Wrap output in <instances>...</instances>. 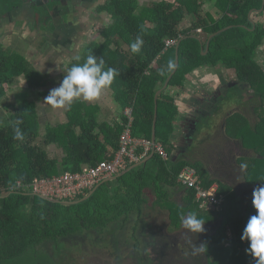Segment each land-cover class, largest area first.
<instances>
[{"label":"trees","instance_id":"trees-1","mask_svg":"<svg viewBox=\"0 0 264 264\" xmlns=\"http://www.w3.org/2000/svg\"><path fill=\"white\" fill-rule=\"evenodd\" d=\"M129 1L132 4L128 5ZM211 4L212 0L154 2L147 15L154 25L146 29L143 27L146 15L140 17L134 14L139 6L138 0H108V4L102 9L108 11L115 20L103 32L107 45L102 48L94 45L85 57L95 55L104 60L105 70H116L117 74L110 86L114 97L122 110L133 108L134 136L150 140L155 118V96L176 65V48L163 53L167 39L181 41L180 65L168 89H183L186 76L200 67L218 64L225 66L234 73L232 83L242 85L243 94L238 95L232 90L236 97L232 103L223 101L216 105L218 109L222 108V117L225 118V135L220 142L217 141L218 156L223 154L220 146L232 141H236L242 151L249 150L252 155H245L234 161L231 158L218 160L216 165L226 163L222 171L224 174L212 175L203 160H179L173 163L164 161L156 154L146 165L101 185L85 202L73 205L55 203L32 193L29 186L34 179L59 176L63 172L81 173L87 166L94 167L103 161L114 159L119 150L124 125L114 128L107 124L101 125L92 115L87 122L82 119L70 126L48 129L46 138L40 141L37 104L27 100L26 93L20 94L22 100L15 96L12 99L14 103L6 104L1 110L5 114L0 116V264H21L30 253L44 254L54 264L56 251L64 248L63 254L67 255L65 252L68 246H76L79 250L80 245V250L84 249L85 252L88 239L93 241L88 246L89 251L109 247L105 240L114 236L103 235L107 225L122 223L124 227L133 213H138L142 219L143 208L149 204L146 196L149 190L154 191L158 197L154 206L163 199L170 201V194L165 187L182 188L177 177L186 166L198 171L206 189L215 183L219 185V193L225 195V207L221 211L200 209L196 203L195 191L186 190L183 195L186 206L176 208L175 204L172 206L168 203L167 208L162 209L170 210L172 225L179 227L187 212L195 213L205 222L201 233L205 235L208 226H213L214 222L221 219L216 223L218 234L204 236L208 264H217L219 261L221 264H256L255 258L247 251L249 243L241 239L249 218L256 214L253 197L246 202L238 186L252 187L246 188L245 192H252L253 196L254 190L264 185V66L258 60L259 54L264 51V10L260 11L263 0H218L213 5L219 7L223 15L217 21L209 11ZM251 11L254 12L249 17ZM192 15L195 20L190 19ZM229 26H233L232 29L220 33ZM199 29L205 37L216 34L206 55L203 52L206 51L207 40L197 33ZM116 35L124 41L130 38L131 44L137 38L143 41L137 54L134 52L135 59L129 64L125 53L109 49L114 43L111 38ZM195 37H199L201 43ZM191 44H195L194 47ZM5 49L0 44V106H4L2 102L8 99L9 91L17 89L19 78L22 77L29 89L39 96H45L48 92L40 90L47 84L43 77L28 66L25 58L22 59L19 55L14 57L15 54H8ZM83 61L84 59L79 62ZM169 61L174 63L170 70ZM148 71L150 72L147 73ZM162 71L164 75L160 74ZM215 109L216 107L208 109L210 115ZM157 110V140L172 157L175 147L170 142V137L174 133L179 107L168 91L159 96ZM73 115L70 114L71 120L75 118ZM125 119L122 114V123ZM208 125L211 127V123ZM74 126H79L82 134L75 136ZM17 128L21 133L20 139L16 138ZM101 136L103 139L100 140ZM51 144L65 148L67 154L61 163L44 149L45 145ZM107 145L111 146L110 153ZM237 170L239 178L236 176ZM221 176H225L227 182L229 179L233 181L235 176L237 180L233 182L240 183L232 188L221 180L224 178ZM19 182L22 186L18 185ZM83 198L79 196L73 201ZM122 217L123 220L120 221ZM142 223L145 226L146 220ZM137 228L138 226L134 228L135 234ZM231 228L234 233L229 238L227 232ZM102 235L104 238H101Z\"/></svg>","mask_w":264,"mask_h":264},{"label":"crops","instance_id":"crops-1","mask_svg":"<svg viewBox=\"0 0 264 264\" xmlns=\"http://www.w3.org/2000/svg\"><path fill=\"white\" fill-rule=\"evenodd\" d=\"M146 1L149 2V0ZM213 4L215 3L213 2ZM213 4H211L212 7L209 9L210 12L215 9ZM55 5L58 6L53 16L46 19L47 21L45 23L42 22V20H44L43 17L38 15L37 12L34 16L30 8H19V10H15L9 14L0 10V44L4 48H14V51H18L25 55V61L29 66L47 82L46 87L40 88V90L48 93L52 89L59 87L67 71L74 64L85 59L89 49L94 45H98L101 48L107 45V38L103 35V31L99 27V25H106L109 18L105 12H99L103 10L101 8L105 5V0H65L63 9L60 8L61 5L59 3L56 2ZM69 13H71L70 17ZM222 15L223 13L218 18H215V16L212 18L217 21L221 19ZM232 27L233 26L226 27L222 29L220 33L230 30ZM215 36L216 34L205 37L202 33V37L207 40L206 51L203 52L204 55L207 54L210 42ZM109 47L110 50H119V52L125 53V47L122 48L118 42H114ZM131 48V46H128L127 50L130 49V51L133 52ZM131 61L132 59L130 62ZM154 63L153 68L155 67ZM221 66L222 67H220V64L217 66L206 65L193 70L186 76L183 89L170 88L166 90L169 95L176 100V104L179 107V115L175 122L174 133L170 137V142L175 147V151L172 155L173 163L179 160H201L200 158H193V154H191L195 151L193 150L195 149V141H197L198 144L196 145H198L199 148L204 146L201 145L203 140L208 139L211 141L210 144H212L214 141H212L211 138L217 137V135H225L223 131L225 118L221 117L222 114L216 115L218 112L217 109L214 110L212 115H210L208 109L205 113H202V106L210 99H206L208 94L212 95V93L219 89H225L226 94L218 99L219 102L225 101L226 97L229 95V90L231 88L228 85L232 83L234 75L229 79H224L223 76H227V74L233 72L228 70L225 66ZM149 72L150 71L147 73ZM18 83L19 86L15 89L17 93L14 92L13 95H11V93L8 94V99L3 100L2 104H4V107L6 104H12L14 103L12 99H14L15 96L26 93L27 100L37 104V114L41 133L40 141L46 138L48 129H57L65 125L70 126L71 123L75 124L77 121H82V119L87 122L88 118L92 115L95 116L96 122L101 125L107 124L111 128L122 125L123 110L116 101L111 87L93 101L80 100L66 108H53L50 105H44L45 97L48 96V93L46 95L44 94L45 96H39V94H36L28 88L29 86L23 77L19 79ZM204 89L209 92H206ZM194 90L195 92H193ZM238 95H240V93H238ZM219 102L216 103V105L219 104ZM214 106L215 105H212L210 108ZM71 113L74 114L73 116L76 119H70ZM1 114L4 115L5 111L0 110V116ZM79 118H81V120H77ZM210 123L211 127L208 125ZM202 125H207L208 128L204 130ZM73 131L75 136L82 134V129L79 126H74ZM200 132H204V134L196 137ZM205 132L209 134L210 138L205 137ZM101 139H103V136L100 137V140ZM232 142L240 148L236 141ZM44 147V149L50 153L49 155L53 159L58 160L59 163L63 161V157L67 154L62 145L51 144L45 145ZM110 147L111 146L108 147V150ZM108 153H110V150ZM205 162L207 163V161ZM142 165L146 164L142 163L138 165V167ZM134 166L136 165H129L120 173L129 170L132 171L135 169H132ZM208 171L210 174H213L212 170L209 168ZM236 174V176L239 175L238 170ZM107 179H111V177ZM114 180L115 179L108 181ZM248 188L252 189V187ZM178 189L183 196V190L180 188ZM149 191H147L146 196L150 203L151 198L149 197ZM152 202L154 201H151V203ZM147 206L148 205L145 207ZM152 207H155L153 203ZM160 212L163 211L161 210Z\"/></svg>","mask_w":264,"mask_h":264},{"label":"rangeland","instance_id":"rangeland-1","mask_svg":"<svg viewBox=\"0 0 264 264\" xmlns=\"http://www.w3.org/2000/svg\"><path fill=\"white\" fill-rule=\"evenodd\" d=\"M140 1V2H139ZM145 3L143 4L142 3ZM215 4L217 3L218 0H212ZM138 4L139 5H142V6H138L137 10L135 11V15L136 16H143L144 14L146 15L145 17V24H144V28L146 29H149L151 26H153L154 24L152 22H150V20H148L147 18V15H149V11L150 9L152 8L151 4L154 3V2H157V1H151L149 0V2H147L146 0H138ZM57 3H59L61 6H65L63 5L64 1L61 2V1H57ZM132 4L131 1L128 2V5ZM263 5V4H262ZM141 7V8H140ZM261 9H264V7L262 6ZM51 10L52 8L51 7H48V8H40V11L42 12L43 14V19L42 22L45 23L48 19L51 17ZM69 12H70V9H69ZM211 13L213 14V16H215V18H218L221 14H222V11L220 10L219 7H216L215 6V9H213L211 11ZM68 14V12H67ZM66 14V15H67ZM250 15V13H249ZM248 15V16H249ZM71 16V13H69V17ZM109 18H108V22L106 23V25H99L100 29L104 32L105 30H108V28L110 26H112L114 24V20H115V17H113L112 15L108 14ZM251 17V16H249ZM191 20H195L196 18H194V16L192 15ZM53 22V20H52ZM200 32H202V30H200ZM198 33V32H197ZM198 34H201L202 33H198ZM202 37V36H201ZM197 38V41L198 43H201L200 41V38L199 37H195ZM203 38V37H202ZM111 40L113 42H118L122 48L125 47V49L127 50L128 49V46H131L132 44V41L130 40V38L127 40H122L121 37H119L118 35H116L115 37L111 38ZM125 44H124V42ZM128 45V46H127ZM195 44H191L192 47H194ZM5 49V48H4ZM125 55H127V64L130 63V60L131 59H135L134 57V52H131L130 49L129 50H125ZM7 51L8 54H12L14 55V57H16L17 55H19L20 58L24 59L25 55L18 52V51H14V48H6L5 49ZM136 54H137V51H136ZM20 59V61L22 60ZM258 60L259 62L264 66V51L262 53L259 54L258 56ZM81 63V62H79ZM29 66V65H28ZM30 67V66H29ZM220 67H222L220 65ZM222 71V70H221ZM234 74L233 73H229L227 74V76H223L224 79L226 78H231ZM42 77V76H40ZM20 79V78H19ZM174 89V88H173ZM206 91V89H204ZM233 88H231L229 90V95L226 97V102L228 103H232L234 100H235V95H234V92L232 91ZM17 93L16 90H13V91H9V94L11 93V95H13V93ZM195 92V90L193 91ZM203 92V91H201ZM207 92V91H206ZM238 92L240 93V95L243 94V89H242V85H239V88H238ZM18 99H21L20 95H18ZM210 98V99H209ZM212 98L213 96H210V97H206V99H209L211 100L210 103L212 105H215L214 107H216V103L219 102L218 99L222 98L221 96H218L216 101L213 102L212 101ZM26 99H27V96H26ZM22 100V99H21ZM224 101V102H225ZM209 102V101H208ZM21 103L23 104V101H21ZM208 103V104H210ZM228 103H226V106L228 105ZM3 105L0 106V110L3 109ZM218 110V112L216 113L217 114H222V108L221 109H218V106L216 108ZM215 109V110H216ZM223 116V114L221 115V117ZM1 118V117H0ZM252 119H255V117H252ZM257 119V118H256ZM1 123V122H0ZM202 128L205 130L207 129V125H202ZM204 132H200L199 134L196 135V137H199L201 135H203ZM205 137L206 138H210L209 137V134L207 132H205ZM223 137V135H217V137H213L211 138L212 141H214L212 144H210V140L208 139H205L201 142V145H204L203 147H199L198 148V144L197 141H195V150L192 155L193 158H200L201 160L203 161H207V163L205 162V166L208 170V168L210 170H212L213 174L212 175H216V174H224L222 173V171L225 169V164L224 165H216L215 162L218 161V160H221V161H225L227 160L228 158H231L235 160L243 157V156H247V155H252V153L249 151V150H244L243 152L241 151V149L235 145V143H228V144H222L220 146V151L223 153L221 156H218V150L216 148H218V142H220L219 140H221ZM198 148V149H197ZM197 149V150H196ZM211 160V161H210ZM209 161V162H208ZM234 174H235V171H234ZM217 177L219 178V175H217ZM221 177H224L222 178L221 180L223 182H225V184H229V186H231L232 188H236V186L240 183L239 181H237L236 183H234L237 178H239V176H237V178L234 176L233 177V181L232 179H229V181L227 182L225 176H221ZM167 188L169 194H170V201L169 199H163L162 201L160 202H156V206L155 207H152V203L154 204V202L158 199L157 195L155 194L154 191H149L150 195L149 197L151 198L150 199V203L148 204L147 207H144L143 211H144V215L141 219L140 215H138V213H133L131 214V216H129V219L126 221L124 227H123V224L121 223L120 225L119 224H109L107 225V229H105L104 231V234L103 235H107V237L110 236H114L113 239H107V242L109 243V247L108 246H104L103 248H97V252L95 254V263L97 264H106V263H109V264H112V257L109 256V252H114L113 250H115L117 247L115 245H117V243H119L121 240V243L123 242V247L125 248V251H128L129 252V255H131L132 252H134V243L136 242V238H138L139 234H138V230L141 229V223L143 222V220H147L149 223H150V226L154 227L153 229L154 230H158V227H155V226H162L160 227V232H163L164 229H165V234L168 233V235L170 236H173L175 235V233H180V230H182L184 228L183 226V223H182V220H181V225L179 227L177 226H174L172 225V221H171V217H170V210H162L163 208H167L166 206L168 205H174V207H184L186 206V204H184L183 200H182V194L181 192L179 191L178 188H169V187H165ZM248 188L247 186H244L243 188H241L240 186H238V190L241 191L243 193V197H244V200L247 202L248 200H250L253 196H252V192L251 193H246L245 192V189ZM152 192V193H151ZM152 194V195H151ZM151 201H154L151 203ZM154 206V205H153ZM161 209L163 212H160ZM170 209V208H169ZM185 210V209H184ZM91 211L93 212V208H91ZM159 213V214H158ZM189 214V212H187V215ZM175 215V213L173 214V216ZM185 215V217L187 216ZM126 217L128 218V215H126ZM123 220V217L121 218L120 221ZM221 219H218L216 222L213 223V226L210 225V227L208 226V232L207 234H205L204 236H210V235H216L218 234V231H219V228L216 227V223H218ZM166 224L168 225L166 227ZM135 226H138V230L135 231L136 234L134 233V228ZM148 224H145V227H147ZM151 229V228H150ZM185 228L182 230L184 231ZM187 230V229H186ZM244 230V229H243ZM170 232V233H169ZM110 233H113V235H111ZM230 235L229 238H232V234L234 233L233 232V229L231 228V231L228 232ZM103 235L101 236V238H104ZM87 239V238H86ZM89 243L88 244H85L86 247L85 248V252H80V248L81 246L79 245V250L76 248V246H68L67 249H66V252L65 254L67 255H64L63 254V250L64 248H61L60 251H56L55 252V255H56V260H55V263L54 264H69L70 260H71V255H75L77 257V259L81 260L79 262H75L73 261L71 264H82L84 260H82V258L86 257V255H89L90 256V251H86V250H89L90 247L89 244H91L92 239H88ZM113 242L114 244L110 243V242ZM82 254H80V253ZM86 252H88L86 254ZM77 254H80V256H77ZM26 258L23 259L21 261V264H51L53 263V260L46 257V255L44 254H38V253H30L28 254L27 256H25ZM75 258V257H74ZM114 264V262H113ZM217 264H221V261H219Z\"/></svg>","mask_w":264,"mask_h":264},{"label":"built area","instance_id":"built-area-1","mask_svg":"<svg viewBox=\"0 0 264 264\" xmlns=\"http://www.w3.org/2000/svg\"><path fill=\"white\" fill-rule=\"evenodd\" d=\"M177 44L178 39H167L163 53L175 48ZM123 115L126 118L123 122L124 130L114 159L103 161L94 167L87 166L81 173L63 172L59 176L36 178L29 186L32 193L59 200H74L94 190L104 179L119 174L133 163L141 162L152 152L169 160V154L161 142L134 136L133 108L124 109ZM178 182L184 189L195 191L196 203L200 209L219 211L223 208L225 195L219 193V185L215 183L206 189L195 168L185 167L179 174ZM18 185L22 186V183L19 182Z\"/></svg>","mask_w":264,"mask_h":264},{"label":"clouds","instance_id":"clouds-1","mask_svg":"<svg viewBox=\"0 0 264 264\" xmlns=\"http://www.w3.org/2000/svg\"><path fill=\"white\" fill-rule=\"evenodd\" d=\"M251 12H254V11H251ZM199 30H197L198 33H202ZM179 42L180 40H178V43ZM142 43L143 41L140 38H137L136 42L131 45L133 52L138 51ZM104 65H105L104 60L102 58L96 57L95 55H88L84 59L83 63L74 64L64 75V78L60 82L59 87L52 89L49 95L45 97L44 105H50L53 108H66V107L71 106L74 102H77L80 100L93 101L96 98L100 97L104 91L110 88L117 74L116 70L113 68H108L107 70H105ZM173 67H174V63L169 61L168 63L169 70L172 69ZM160 74L164 75V72L162 71ZM16 138L17 139L21 138V133L18 128L16 129ZM151 140L153 141V139ZM155 142H158V140H156ZM153 153L154 152H152L151 154ZM151 154L148 155L141 162L133 163L131 165H138V164L143 163V161L147 160L151 156ZM156 154L157 153H154V156ZM164 161H172V157L169 156V160H164ZM179 174H178V177H179ZM117 175H114V176H117ZM178 177H177V182H178ZM103 181L101 183H103ZM101 183L99 185H101ZM180 187H182L180 189L183 190L184 192L183 195H184L186 189H184L181 184H180ZM92 191L86 193L85 195H82V197L87 196ZM182 199H185L184 196H182ZM60 201H69V200H60ZM252 203L256 210V214L252 215L249 218L243 230L241 239L242 241L249 243V248L247 249V251L255 258L256 264H264V185L254 190ZM224 207H225V201H224L223 208ZM182 223H183L184 228L187 229L189 232L199 234L204 231L205 222L202 219L198 218L195 213H189L186 217H182ZM228 232H230V230ZM228 232L227 234L230 235ZM203 248H204L203 246L199 247V249H203Z\"/></svg>","mask_w":264,"mask_h":264},{"label":"flooded vegetation","instance_id":"flooded-vegetation-1","mask_svg":"<svg viewBox=\"0 0 264 264\" xmlns=\"http://www.w3.org/2000/svg\"><path fill=\"white\" fill-rule=\"evenodd\" d=\"M107 4L108 0H105V5L102 7ZM99 12H105L107 15L109 14L106 10H101ZM228 86L233 88L237 94L239 93V84L231 83ZM224 94H226L225 89H219L218 91L212 93V95L208 94V96H213L212 101L215 102L218 96L222 97ZM210 101L211 100H207V103L202 106V113H205V111L212 106ZM146 224H148L147 227L144 226V223H141V229H137L139 236L133 244L135 246V251L132 252L131 255H129L128 251H125L121 240L117 243V245L111 241V243L117 247L113 250L114 252H109V256L112 257V264L113 262L114 264H208L209 257L205 253L204 248L199 249L201 246L204 247L205 237L203 234L199 233V235L192 233L186 229L182 231L184 229L183 228L180 230V233L177 232L175 235L170 236L168 233L165 234V229L163 232L159 231L162 224L161 226H155L158 227V230H154V227L150 226V223L147 220ZM167 226L168 225L166 224V227ZM105 241L107 242V240ZM79 251L83 253L84 249ZM88 252H86V254ZM96 252L97 248L91 249L89 252L90 256L86 255V257L82 258V260H84L82 264H97L95 263V257H93ZM80 254H77V256H80ZM71 256L69 264L73 261L76 263L81 261L77 259L75 255L72 254Z\"/></svg>","mask_w":264,"mask_h":264},{"label":"water","instance_id":"water-1","mask_svg":"<svg viewBox=\"0 0 264 264\" xmlns=\"http://www.w3.org/2000/svg\"><path fill=\"white\" fill-rule=\"evenodd\" d=\"M57 1L63 2L65 0H0V10L5 11V12H7L9 14V13L14 12L15 10H19V8H30L31 9V13L34 14V16L36 15V12H37L38 15H41L43 17V14L40 11V8L42 9V8L51 7L52 8L51 17H52L53 13L55 12V9L58 6V5H55V3ZM262 6L264 7V0H263V5ZM60 8L63 9V6H61ZM262 10L263 9H261L260 11H262ZM5 12H3V13H5ZM252 13L253 12H250L249 16H251ZM180 44H181V41L176 46V65H175V69H174L173 73L169 76V78L167 79V81L164 84V86L162 87V89L159 90L157 92L156 96H155L156 109H155V118H154V123H153V134H152V139H153L154 142L157 140V135H156V127H157V120H158L157 101H158L159 96L163 93V91L168 89L171 79L173 78V76L178 71V68H179V65H180V59H179V47H180ZM152 157H154V153L151 154L149 159L144 161L143 164L147 163L150 159H152ZM141 164H138V165H141ZM138 165L134 166L132 169L138 167ZM129 171H131V170H129ZM129 171H124V172L120 173L119 175L114 176L111 179H106V180L103 181V183L107 182L108 180L120 178V177L124 176L125 174H127ZM103 183H101V185ZM101 185H99L96 189H94L90 194L85 196L83 199L78 200V201H60V200H57V199H54V198H50V197H44V196H40V197L45 199V200H48V201H51V202H55V203H60V204H64V205H73V204H78V203L87 201Z\"/></svg>","mask_w":264,"mask_h":264}]
</instances>
